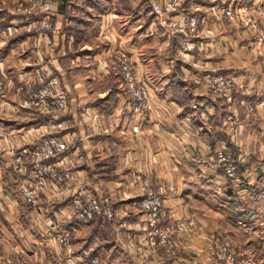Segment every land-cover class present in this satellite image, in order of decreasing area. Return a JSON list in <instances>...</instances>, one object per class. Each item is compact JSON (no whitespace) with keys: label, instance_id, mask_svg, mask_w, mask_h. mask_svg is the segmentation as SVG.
<instances>
[{"label":"crops","instance_id":"obj_1","mask_svg":"<svg viewBox=\"0 0 264 264\" xmlns=\"http://www.w3.org/2000/svg\"><path fill=\"white\" fill-rule=\"evenodd\" d=\"M57 1L59 5L60 0ZM83 1L99 19L95 24L97 35L91 44L83 43L78 51H72V44L83 39L93 24L80 18L74 21L73 17L58 23L61 17L54 14L53 20H58L53 30L42 34L30 31L35 27L30 16L14 17L13 13L4 12L11 18L6 27L16 28L17 33L10 39L0 35V73L14 86L26 84L23 92L26 96L47 77L56 76L60 88L67 94L68 107L67 113L58 119L36 116L25 110L10 112L21 96L14 90L7 92L6 103L0 107L2 166L9 169L13 154L32 150L42 138L37 133H46L50 124H61L62 129L68 124V129L59 134L64 140L74 139L73 146L61 157L64 184L70 186L67 178L73 174L84 183L86 195L99 194L100 190L118 195L119 208L124 210L139 197L136 181L148 179L165 187L163 224L195 213L196 234L177 237L179 247L174 261H179L180 253L196 242L201 245L203 240H210L209 234L222 236L217 227L220 222L227 227L231 220L243 219L250 225L249 236L263 237L264 113L258 108L257 113L247 114L239 103H257L254 92L264 98V59L257 58L255 49L248 51L239 46L242 41L237 24L228 25L233 35L225 33L228 36H224V31L219 30H224L227 23L218 14L214 20L211 11L214 6H223L225 0H186L174 19L181 23L189 17L202 18L198 27L202 35L198 40L187 38L184 42L180 37L170 38L167 28L156 25L158 18L149 10L153 0H117L109 6L101 0ZM249 1L260 6L264 2ZM208 28L212 30L211 35L207 34ZM244 35L248 42L247 34ZM96 41L101 44L96 45ZM115 53L125 54L137 78L149 86L147 110L138 111L136 103L124 96L123 84H116L117 80L113 79L116 76L112 74L111 63ZM81 61L85 63L82 67ZM78 72L87 76V80H81ZM203 74L228 75L250 94L236 95L237 112H228V106L220 100L198 95L189 76ZM101 82L110 86L95 96L92 85ZM134 126H139L137 134L132 132ZM101 127L105 134H97ZM218 147L230 150L237 158L239 182L236 186L221 170L210 167ZM28 175L29 171H23L17 177H23L25 182ZM111 177L112 180L105 181ZM84 197L83 193L68 201L73 206L75 199L83 201ZM11 198L0 196V225L13 237L21 253L37 264H42L47 257L57 264L86 263L78 255L71 258L73 262L62 256L50 237L52 231H57L54 223L38 215L36 209ZM45 199L44 203L51 198ZM49 204L43 206L45 214L58 219L59 229L72 231L79 239L84 237L90 254L111 251L110 245L104 242L114 225H118L121 229L118 233L123 237L142 235L144 217L141 215H127L118 224L110 225L112 228L97 222L87 226L68 220L67 206L57 205L55 209L51 206L53 203L48 207ZM226 231L231 230H223Z\"/></svg>","mask_w":264,"mask_h":264},{"label":"rangeland","instance_id":"obj_2","mask_svg":"<svg viewBox=\"0 0 264 264\" xmlns=\"http://www.w3.org/2000/svg\"><path fill=\"white\" fill-rule=\"evenodd\" d=\"M103 1L106 6H109L111 3H115L117 2V0H101ZM168 1H173V0H153V2L150 5V9L151 12L152 11V4H157L159 6H161V13L160 14H154V16H156L158 18V22L156 25H160L162 28H167L168 30V34L170 35V38H182L181 41H183V39L185 40H198L199 37H201L202 33L201 30L198 28L199 24H201V20L202 18H197V17H189L188 20L182 19L181 23L176 22L174 19V15L181 10L182 5L186 2V0H177V4L178 6L176 8H174V10L172 11H165L164 7L166 6V2ZM48 2V0H0V20L3 18L2 21H0V24H2V22H5V19L8 18V15H13L14 17H19L20 15H27L28 17L30 16L31 20L30 22L34 23V29H30L31 32H38V33H42V34H48L49 32H51L53 30V26L56 25L57 20H53L55 17L54 14H56L55 16L61 17V19L59 18L58 23L64 21L65 19L68 18H80L85 22H89L91 24H93V28L90 29L89 33H87L83 39L77 40L75 41V44H72V51H78L77 49H79L80 46H82L83 43L86 44H91L92 39L95 35H97V30L95 29V24H98V16L96 14V12L90 8L91 6H89L87 4V2L85 1H79V0H63L59 5H58V1L57 0H52V6L54 8V13L52 14V16L50 17V29L48 30H41L39 27L40 22L43 19V13L41 9L44 8V5ZM68 2V4H67ZM263 2V1H262ZM262 5L260 6L258 3L257 4H251V1L249 0H225L223 6L218 7L214 6L212 7V16L214 18V20L216 19L215 17L221 16L222 20L227 23V25H225L224 30L223 29H219L221 31H224V36H228L227 34H231L233 33L228 25L230 23H235L237 24V26L239 27V32H240V40L239 41L241 44H239V46H244L246 47V49L249 50H254L256 52L257 58H262L264 59V45L263 43L258 44V38H261L262 40H264V2L261 3ZM86 10H88L90 13L88 14V12H86ZM232 11V14L228 11ZM4 12L10 13V14H4ZM230 14L229 16L227 14ZM91 14H93V17L91 16ZM192 22H194L193 26L191 27ZM164 23V24H163ZM156 27V26H155ZM194 28V30H193ZM171 31V32H170ZM212 30H210L209 28L207 29V34L211 35ZM30 32V33H31ZM231 32V33H229ZM243 32V33H242ZM0 35H2L4 38H11L14 34L17 33V29L16 28H10V27H6L5 29L0 31ZM75 33V32H73ZM227 33V34H225ZM150 34V33H149ZM244 34H247V38L249 39L248 42H246L243 38V36H245ZM76 35V34H75ZM151 35V34H150ZM233 35V34H231ZM194 37V38H192ZM189 38V39H187ZM245 41V43L243 42ZM95 42V41H94ZM184 42V41H183ZM97 44H101L98 43L96 41V45ZM101 46V45H99ZM185 46V45H184ZM188 47L193 48L192 46H190L189 44H187ZM33 47H29L28 50H32ZM34 52L36 53V50H34ZM71 53H75V52H71ZM149 53H151V51H149ZM166 52H161L160 54H165ZM79 54V53H76ZM116 56L118 55V53H115ZM115 56V58H116ZM114 58L113 63H111V71L112 74H114L116 77H114L113 79L116 81V84H123V91H124V96H126L129 100L130 97L129 94L125 91V87H124V83H123V79L122 77L119 75V68L117 67V62L116 59ZM256 58V59H257ZM85 63L81 61V67L84 65ZM87 67H84V70H86ZM75 70H80V68H76ZM1 75L4 76L5 81H6V87L3 88L2 90H0V107L1 105L3 106L4 103H6L5 97H6V93L10 92V90H14L15 94L21 96L19 103L17 104L16 107H13L12 110L10 112H19L21 110H25L28 112H31V114L36 115V116H50L52 119H58L60 116L65 115L67 113V107H68V102H67V107L64 110L61 111H55V110H51L49 113H42L38 110L32 109V108H23L21 105L23 103V101L25 99H30L32 97L33 94H35L41 87L43 84L47 83L50 78H52L51 76L47 77L45 80V82H43L40 87L35 88L34 90H31V92L26 96L23 95V92L25 91V87L26 84L24 85H17L14 86V84L9 81L8 78H6L5 74L0 73ZM79 76H81V80H87V76L84 77L82 75V73H77ZM135 74V71H134ZM136 75V74H135ZM214 74H203L202 76H189L190 81H192L195 85L196 88L195 90L198 92V95H203V96H207L210 97L212 99L215 100H220L222 102V104H225L228 106V112H232L233 114L235 112H237V108H236V104L234 105V107L231 104H228L225 102V100L217 98L216 96L210 95V94H206L204 91L205 88V83L203 81V77L205 76H212ZM221 76H228V75H221ZM230 77V76H229ZM137 78V76H136ZM137 80L142 83L145 84L143 82H141L138 78ZM119 81V83H118ZM90 82V81H89ZM23 83V82H22ZM60 83V80H59ZM115 83V82H114ZM90 85V84H89ZM147 85V84H146ZM106 86H110V84H107L105 82H101L100 84H93V94H97L98 91H102V88H106ZM235 87V85H234ZM151 95V93L149 94ZM150 99V97H149ZM147 106L149 107V100H148V104ZM145 108L146 110L148 109ZM143 109V110H145ZM258 109L257 107V103L255 104H248L246 103L244 106V110L246 111L247 114H251L256 112V110ZM142 110V111H143ZM263 113H264V109H262ZM257 113V112H256ZM255 113V114H256ZM99 117V116H98ZM232 124V123H231ZM69 126L68 124L66 125V128L62 129L61 124L56 125L55 123L50 124L47 127V131L42 132V134L40 132L37 133V135L42 136L41 140L43 139H60L63 140L67 143L68 149L69 147L73 146L74 144V139L70 138L68 141L64 140L62 137L59 136V134L62 131H65L66 129H68ZM87 128V127H86ZM89 128V127H88ZM90 129V128H89ZM101 130L97 129V134H100L102 132H104V128H100ZM93 132H95L93 129H91ZM45 133V134H44ZM105 134V132L103 133ZM137 134V133H134ZM47 136V137H46ZM40 140V141H41ZM221 147H218L217 149H219ZM215 149V151L217 150ZM226 150V149H225ZM214 151V152H215ZM226 152L230 155L231 160H233L236 164V174H237V181H231L230 182L236 186V184H238L239 179H238V162H237V158L233 157L232 153L226 150ZM64 154V153H63ZM14 155V154H13ZM17 156V155H15ZM63 155H61L62 157ZM214 156V154H213ZM26 158V157H25ZM213 158V157H212ZM5 161V160H4ZM2 162V163H1ZM1 165H0V196H7V197H12L11 199L15 198L18 202H21L22 204L27 205L28 207H31L33 210L36 209V212L38 215L45 217L46 219H48V222H53L55 225V229L57 230L56 232L52 231L51 236L53 238V241L56 243V245L58 246L57 249L59 248L62 256H66L65 258H69L70 261L72 257H82L84 258V261L86 262L85 264H89V262L91 260L96 259L97 260V264H226V262L224 260L219 259L220 253L222 252L223 249H225V253L226 254H231L233 255V257H235L236 260H240L241 256H249L250 258H252L255 262V264H264V242H263V237L260 238V235H258L257 237L254 235H250L249 233L250 231H246V230H242V228L240 229L239 226L236 225V221L237 220H231L230 224L227 223V227L224 225V223L220 222L217 223V227H219V232H221L223 235L219 236L216 234H209L210 240L206 241L203 240V242H200V244H197L199 242H196L194 245H191V247L187 250H183L182 253H180L181 258L179 261H174L173 258L177 255V253L175 254V250L178 249L179 245H177V237L179 235L182 234H191V232L193 234H196L195 229L197 228L196 222H195V213L192 212L190 213V215L187 218H183V219H177V220H182L183 222H189V221H193V226L190 227L181 233H177L174 237H172L170 239L169 244L165 245V246H160L158 245V239L156 237H153L152 239H150L146 234H145V227H146V223L145 220L143 219V224H142V235L138 236H134L132 234V236L130 235V237L128 238L127 235H125V237H123L122 233H118V231L121 232V229L118 228V225H114V224H118V222L120 220H122V218H124L127 215H141V217L143 216V211L139 210L138 207L133 206L134 202L139 200V199H143V197H145V195H142L141 193V182L142 181H147V182H152L148 179H139L136 181V189L138 192V198L137 200H135L134 202L130 203V205H128L124 210H121L119 208L121 202H119V197L118 195H110V194H105V193H101L103 192V190H100V193L97 194V192H94V194H90V195H86L87 191L86 189H84V183L80 182L73 174H71L70 176H68L67 179H69V185L67 186L66 184H64V179L62 175H61V167L62 165H60L57 169V177L53 180V179H48L47 185L43 188H36L38 190V197H39V205L37 206V208L31 206L28 202H26L23 198V196H19L17 193L19 190V188L23 186L24 184V179L23 177H17L19 176V174L23 171H29V175L28 178L30 176L31 173V168H32V164L29 163L28 161H25V163L22 161L21 164H12L9 163L10 168L8 169L5 166H2L3 161H1ZM24 163V164H23ZM30 168V169H29ZM29 169V170H28ZM221 170L223 172L222 169H218ZM224 174V172H223ZM225 176V174H224ZM21 178V179H20ZM28 178L25 180L27 181ZM226 178V176H225ZM113 177H111L110 179H104L105 181L108 180H112ZM77 182L81 185L80 189L77 188ZM159 183V182H157ZM3 184V186H2ZM161 184V183H160ZM162 185V184H161ZM36 185L33 186V188ZM164 187V185H162ZM77 195V198H79L81 196V194H85L84 200H78L75 199V202L73 203V206H71L70 202L68 201L69 198H71L72 196L75 197V193ZM163 195L162 200V217L160 219V223L159 226H166L170 223H174L177 220H173L171 222H168L166 224H163V219L166 217V213L164 211V198H165V194H166V190L164 187L163 190ZM2 194V195H1ZM47 195V196H46ZM88 196H96L97 198H101V200L103 201L104 199L108 200V203L105 205L108 208H111V210L114 212L113 218L110 219V221L105 220L103 218H99V217H94V218H90V219H86V220H79L76 219V214H77V210H78V204H84L86 198ZM44 197H49L51 198L50 200H46ZM67 197V198H66ZM14 199V200H15ZM43 199L46 200V202H43ZM50 203L52 204L51 206L55 209L58 208L57 205H59V207L63 206V208L65 206L68 207L69 209V218L68 220H74L75 222H78L80 224L83 225H92L94 223H99L101 225H114V229H111V232L109 234V237H107L105 239L106 242H104L105 245H110V252L105 253L103 251H100V253L97 255V253H88V248L86 247V243L84 241V237L82 239L76 238L74 236V234H70L67 238H66V245L60 244L58 241H56V236L59 232L62 231H66V229H59L58 226H60L61 224L58 223V219H51L49 216H47L46 213V209L43 207L46 204ZM44 204V205H43ZM50 204L48 205V207L50 206ZM5 207H3L2 213L4 212ZM238 221H245L243 219H238ZM41 222V221H39ZM108 222H110L108 224ZM246 222V221H245ZM214 224V223H213ZM106 226V227H107ZM250 227V225H248ZM223 227H225L223 229ZM48 228V227H47ZM110 228H112L110 226ZM109 230V229H108ZM223 230H231V231H226L223 232ZM69 231V230H68ZM72 233V231H71ZM119 234V235H118ZM226 234H229V236H225ZM129 236V235H128ZM211 236V237H210ZM91 237V236H90ZM250 237H252V239H250ZM86 238V237H85ZM88 238V237H87ZM86 238V239H87ZM85 239V240H86ZM205 242V243H204ZM152 243H155V245H152ZM14 244V245H13ZM55 245V246H56ZM207 245L209 247H207ZM255 246V247H254ZM85 248V249H84ZM221 250V252H219ZM186 251V252H185ZM85 252V253H84ZM78 255V256H76ZM179 256V257H180ZM178 257V256H177ZM39 261V260H38ZM181 261V262H180ZM204 261V262H203ZM73 262V261H72ZM0 264H37V262L34 261V259H30V257L26 256L25 254L21 253L17 248H16V244L14 243L13 237L10 236V234H8V232H6V230H3V228H1L0 225ZM42 264H57V261L50 259L49 257L46 258V260H42ZM73 264V263H72Z\"/></svg>","mask_w":264,"mask_h":264},{"label":"built area","instance_id":"obj_3","mask_svg":"<svg viewBox=\"0 0 264 264\" xmlns=\"http://www.w3.org/2000/svg\"><path fill=\"white\" fill-rule=\"evenodd\" d=\"M52 0L44 5L41 9L43 19L39 24L41 30L50 29V17L54 13ZM178 6L177 0L166 2L164 7L165 11H172ZM152 11L154 14L161 13V6L152 4ZM231 14L232 11L228 10ZM230 15L229 13L227 14ZM192 22L191 27H194ZM164 24V23H163ZM194 30V28H193ZM171 32V31H170ZM263 43L264 40L258 38V44ZM117 67L119 68V75L123 79L125 91L129 94L130 100L137 105V110L147 108L148 100L150 97V88L146 84L140 83L134 74V68L130 59L125 54H118L116 56ZM50 80L43 84L42 87L32 95L30 99H25L22 103L23 108H32L42 113H49L51 110L61 111L67 107L68 97L65 91L60 88L59 78L51 76ZM205 83L204 91L206 94L216 96L217 98L225 100L226 103L231 104L233 107L236 104L235 98L239 93L250 94L249 90L238 86L233 78L229 76L212 75L203 77ZM6 81L3 75L0 74V90L5 88ZM235 85V87H234ZM257 100V107L264 109V98L254 92ZM242 106H245L244 101H240ZM235 108V107H234ZM133 133L139 132V126L132 128ZM68 150L67 143L63 140L43 139L30 151H21L17 156L12 155L11 163L21 164L22 161H28L32 164L31 173L27 181L24 182L22 188L18 191L19 196H23L26 202L31 206L37 208L39 205L38 190L36 188H43L47 185L48 179H55L57 177V169L62 165L63 160L61 155ZM26 157V158H25ZM23 163V164H24ZM210 167L214 170L222 169L226 178L237 181V167L230 155L226 152L225 148H219L214 152V156L210 162ZM141 193L145 195L143 199L134 202L133 206L138 207L143 211L145 220V234L152 239H158V245L165 246L169 244L170 239L177 233L186 231L189 226H193V221L177 220L166 226H159L162 217V195L164 187L157 182L142 181ZM36 185L34 188L33 186ZM81 185L77 182V188L80 189ZM107 199L103 201L96 196H88L84 204H78L76 219L86 220L94 217L103 218L110 221L113 218L114 212L111 208L106 207ZM236 225L242 230L250 231L247 222L236 221ZM71 234V231L59 232L56 236V241L60 244L66 245V238ZM264 242V237H263ZM155 245V243H152ZM221 252V250L219 251ZM219 259L224 260L226 264H255L254 260L249 256H241L240 260H236L231 254H226L225 249L220 253ZM89 264H97V260H91Z\"/></svg>","mask_w":264,"mask_h":264},{"label":"trees","instance_id":"obj_4","mask_svg":"<svg viewBox=\"0 0 264 264\" xmlns=\"http://www.w3.org/2000/svg\"><path fill=\"white\" fill-rule=\"evenodd\" d=\"M60 1L62 2L63 0H60ZM61 2H60V3H61ZM67 4H68V2H67ZM10 20H11V18H7V19H5V22H2V24H0V31L6 28V25H7V23H8ZM76 20H78V19H77V18L74 19V21H76ZM71 31H73V30H71ZM186 111H187V109H184V112H186Z\"/></svg>","mask_w":264,"mask_h":264}]
</instances>
